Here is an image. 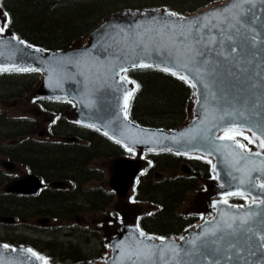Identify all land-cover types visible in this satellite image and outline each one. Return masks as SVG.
I'll return each mask as SVG.
<instances>
[{
	"label": "water",
	"instance_id": "obj_1",
	"mask_svg": "<svg viewBox=\"0 0 264 264\" xmlns=\"http://www.w3.org/2000/svg\"><path fill=\"white\" fill-rule=\"evenodd\" d=\"M170 13L162 8L113 13L61 50L27 44L5 29L0 33V66L38 69L40 77L27 90L30 99H70L75 104L70 118L129 147L194 153L211 161L213 177L198 200L199 222L177 237L158 239L141 236L135 221L125 218L103 227L106 233L110 229L105 236L108 254L81 264H264V0H218L193 13ZM109 40L104 49L103 41ZM140 64L188 78V119L180 126L149 127L125 119L124 96L132 86L121 79V69L147 68ZM232 124L258 149L216 139ZM1 166L12 171L15 164L2 160ZM139 167V160L112 161L108 184L119 197ZM41 187L40 179L28 173L9 181L4 191L30 195ZM228 193H242L249 200L240 206L224 203ZM2 220L12 223L14 218ZM229 223L232 228L226 227ZM27 250L0 244V264H43Z\"/></svg>",
	"mask_w": 264,
	"mask_h": 264
},
{
	"label": "trees",
	"instance_id": "obj_2",
	"mask_svg": "<svg viewBox=\"0 0 264 264\" xmlns=\"http://www.w3.org/2000/svg\"><path fill=\"white\" fill-rule=\"evenodd\" d=\"M213 1L216 0H0V5L6 13V25L14 34L28 43L46 50H52L72 45L106 16L124 9L166 8L177 14H184L183 10L176 9L178 4L183 7L194 5L188 9L192 12ZM127 74L135 84V91L129 107L132 119L143 123L145 120L146 122L147 120L155 122L165 118L180 121L186 117L190 88L179 76L153 68L133 70ZM31 84H27V86ZM134 100L136 101L133 106ZM63 124L67 127H75L65 121ZM174 124H176L175 121L167 125ZM0 125L11 127V129L9 128L11 138L7 143L3 137L5 135L0 134V155L17 164L27 165L26 167L30 172L41 176L43 175L40 167L42 168L47 163L45 171H48L46 175L50 178L62 179L64 177L63 173L50 168L61 165L77 172L81 176V180L85 181L90 178L100 180L103 172L90 168L88 166L90 162L98 157L112 158L122 154V151L115 146L112 140L102 135L98 130L91 128H88L89 131L86 135L80 136L84 140H82L83 143H79L63 140L66 137L65 133L59 135L60 139H54L55 141L34 137L30 127L27 128V126H33L29 119L9 118L5 116L4 112H0ZM20 125L26 126L20 127ZM236 136L247 145H251V142L244 135ZM105 147L110 148V151L102 152L99 150ZM157 159L162 160V164L171 166L173 169L181 167L182 163L192 170L197 168L202 177L208 175V164L200 161V158H198L199 161L192 162L170 152L161 153L159 157L153 159L154 166L149 172V169L147 170L146 181L136 187L133 198L138 201L143 200L146 204H153V197L160 195L158 208L160 211L166 210L167 218L171 219L174 217L172 212H175L178 206L183 203L185 193L191 191L189 186L191 185L192 189L199 191L202 189V184H198L196 177H192L191 174L176 177L172 175L166 180H150V175H153L154 168L159 162ZM35 167L38 168V172L32 170ZM2 182L3 179H1V184ZM83 193L84 198L92 200L96 198L97 201L102 197L100 195L107 196V199L115 197L113 191H108L99 186L94 190L88 188ZM27 198L23 195L15 196L0 192V212H7L9 208L6 205L11 203L21 205L24 209H28V204H30L32 207L34 206V216L38 217L51 213L53 206L64 200L60 194L53 193L37 194ZM232 198L234 200L230 201L234 203L241 202L238 197ZM52 201L55 203L50 206L52 209L47 208L49 202ZM155 207L157 208V205ZM181 216L183 221L178 220L181 225L178 229L185 224L194 223L199 218L197 213L182 214ZM167 218L163 217L159 220L154 218L152 214L147 217L152 229L155 230L154 233L160 236L177 233L173 232L171 223L166 221ZM77 258L82 259L78 256Z\"/></svg>",
	"mask_w": 264,
	"mask_h": 264
},
{
	"label": "rangeland",
	"instance_id": "obj_3",
	"mask_svg": "<svg viewBox=\"0 0 264 264\" xmlns=\"http://www.w3.org/2000/svg\"><path fill=\"white\" fill-rule=\"evenodd\" d=\"M194 5H189L186 7L180 6L179 4L177 5L176 9L177 10H183L184 14L186 13H191L188 9ZM186 8V9H185ZM185 9V10H184ZM193 13V11H192ZM40 75V72L37 70L34 71H9V72H0V112H4L5 116L9 118H27L30 121V124H33V126H27V128L30 127V130L33 133L34 137H44L45 140H52V139H60L58 136L62 135V133L66 134V137H71L75 136L77 133L86 135L87 131H83L82 129H78L77 125L70 123L69 121H65L67 116V113L69 109H73L72 103L70 102H64V101H56V100H42V101H35V100H30L28 96L27 90L32 87L36 80H38ZM31 85L27 86V84ZM22 88V89H21ZM191 97V95H190ZM136 100L133 101V106ZM132 106V107H133ZM59 115V120L56 123V125H52L54 118ZM188 119V114L183 120L176 121V120H171L165 118L164 120H159L155 122H149V120H145L143 122L147 126H156V127H177V125H180L184 123ZM71 120V119H70ZM67 122L69 124H72L75 126L74 128L72 127H67V125H64L63 122ZM176 122L174 125H167L173 122ZM26 126V125H20V127ZM11 127L8 125H0V134H4L3 136L5 138V142L7 143L9 139L11 138L10 132H11ZM67 128V129H66ZM172 129V128H171ZM85 132V133H83ZM6 133V134H5ZM41 134V136L39 135ZM63 138V140L65 139ZM84 140V138L82 139ZM116 146V145H115ZM254 148L258 149L257 143ZM110 148L105 147V148H100L99 150L102 152L105 151H110ZM157 156V155H156ZM116 157V156H115ZM4 157L0 155V170L1 173H4L6 170L1 166V161ZM114 158V156L112 157ZM111 157H104V158H97L93 159L90 164L88 165L90 168L101 170L103 169L105 172L102 175V178L100 180L95 179V183L101 187H104L105 189L108 188L106 185V179L108 176V168L111 165ZM159 162L156 166L155 171L153 175H150V180L156 181V180H166L170 176H182L185 175V170H183V167L185 165H182L181 167H177L173 169L171 166L162 164L163 162L160 159H157ZM33 164V163H31ZM38 164V163H37ZM43 165V164H40ZM47 163L43 165V167H40V171L46 175L48 171H45ZM142 165V163H141ZM31 166V165H30ZM33 166V165H32ZM187 167V166H186ZM52 170L61 172L63 173L64 178H70L71 180L75 181V186L73 189L74 194L76 192L80 195L84 194L83 191H86L88 187H91L93 185V179L90 178L87 181L81 180V176L77 174L74 170H71L70 168L67 167H62L61 165L53 166L50 167ZM189 168V167H188ZM70 169V170H69ZM191 173L195 175L196 180L198 181V184L204 183V181L201 179V173L199 172V169L195 168L192 170L189 168ZM34 172H38V168L35 167L32 169ZM68 170V171H67ZM45 171V172H44ZM189 171V170H188ZM16 173L17 175H23L27 173V168L24 166V164H19L16 165V169L12 173ZM53 172V171H51ZM11 174V173H10ZM211 174V172H210ZM74 177V179H73ZM50 178V176L48 177ZM53 178V177H52ZM210 178H208L209 180ZM146 181V177L142 180V183ZM154 184V183H152ZM190 187V192L187 191L184 195V201L183 203L178 206L177 210L175 212L173 211L172 216L173 218L169 219L167 218V212L166 210L160 211L158 208V204L160 203V195L159 196H154L153 197V204L152 203H144L143 200L138 201L136 204H132V210H136L138 212V215L143 213L146 215V213L150 212L154 216V218H167V222L171 223V227L173 232L181 233L185 228L191 226L190 224H185L183 225L182 228L178 229L181 225L178 223V220L183 221V217L181 216L182 214H191L193 213L194 210L199 209L198 205V200L200 195H204V192L206 188L202 189L201 191H196ZM107 190V189H106ZM130 193L129 190L126 191V196L123 197H113L112 198V204L110 208H113L114 212H120L123 215L125 213H129L130 210H128L127 207H125V203H132L128 199V194ZM201 195V196H202ZM142 198V197H140ZM249 200V199H248ZM54 201L49 202L47 208L52 209L50 206H53ZM56 206H53V211H57L58 209H62L64 202H59L58 204H55ZM157 205V208L155 207ZM9 209H20L22 211L28 210V212L31 213H26L28 214L27 217L31 218V215H34V206L28 204V209H24L21 205H14L13 203L6 205ZM155 212V213H154ZM96 219L100 218V215H94ZM35 217V216H34ZM88 215H85V218H87ZM127 221L130 220L132 221L133 216H126ZM159 219V220H160ZM123 220V218H122ZM54 223L60 224L58 220L54 221ZM93 221L91 223H85V222H80L78 224V227H81L82 225L84 226L86 224L85 228L86 230H92L94 228L93 226ZM143 225L147 228L155 232L154 229H152L150 222L148 219H145ZM22 225H18L17 227H12L11 224L9 223H2L0 225V240H10L12 241L9 244H13L17 246H26L23 241L25 240L24 238H31L33 240L38 241L40 244H46L44 245L45 247H48L46 251L50 253H55V259H52L50 262L51 264H81L83 262L87 261H92V260H99L100 257L106 253V247H105V236L107 237V234L109 230L100 232L97 230L96 236L92 237L91 235H84L81 236L78 234L77 228H65V227H58L56 228V231L54 232L53 229H43V230H37V231H30L28 227H21ZM171 229V228H170ZM178 229V230H177ZM74 233L72 236H68V234ZM168 233V232H167ZM168 235H171V233H168ZM14 236L17 238L15 239ZM12 239V240H11ZM14 242V243H13ZM73 242V243H71ZM2 244H8V242H3L0 241ZM50 243L55 244V248L50 249ZM79 243V244H78ZM65 252H70L69 254H66L65 260H61V256L64 255ZM63 253V254H61ZM70 254H72V257L75 255H88L87 257L89 258L88 260H81L79 262H76L74 258L70 257ZM97 257H96V256ZM99 255V256H98Z\"/></svg>",
	"mask_w": 264,
	"mask_h": 264
},
{
	"label": "flooded vegetation",
	"instance_id": "obj_4",
	"mask_svg": "<svg viewBox=\"0 0 264 264\" xmlns=\"http://www.w3.org/2000/svg\"><path fill=\"white\" fill-rule=\"evenodd\" d=\"M3 157H4L3 159H7L5 156ZM186 159L192 162L193 161L197 162V160L192 159V157H189ZM42 175L43 176H41V179L43 181V187L39 189L40 191L37 194H40V195H44L48 193L60 194L62 198H64L63 202L65 205L62 206L63 208L55 211L56 215H55V212L50 211L51 213L43 214L38 217H34V215H31V218L27 217L28 214L26 213H31V212H28V210L22 211L16 208L15 209L10 208L7 212H4V213L0 212V225L4 223L2 221V218L12 217L14 218V221L11 223V226L14 228L17 227L18 225L19 226L22 225L21 227H28L30 231H37V230H43V229L48 230L51 228L55 232L56 228L58 227H65L67 229L75 227V229L77 228L79 235L84 236L88 234L94 237L97 234V230L99 231L104 224H110L111 222L119 218L114 215L113 208H110L112 204V199H107V196L104 197L103 195H100L102 197L98 201L96 200V198L95 200L87 199V198H84L83 195L78 194L77 192L76 194H74L73 192V189L75 186L74 180L72 182L70 178H63L62 180H64L65 182L64 184H62L61 186L60 185L54 186L53 181H55V179L48 178L49 176L47 177L43 173ZM15 176H17L15 172L12 173L10 171H5L4 173H1V170H0V192H3L5 194H11V193L5 192L4 188H5V185L9 181L15 179ZM1 179H3L2 184H1ZM92 181H93V185L91 187H88L90 190L92 189L94 190L98 187L95 183V179H93ZM15 196H20V195H15ZM24 196L28 197L27 199L32 197L31 195H24ZM86 214L88 215L87 218H85ZM97 214L101 216L98 219H96V217L94 216ZM41 218H43V221H40ZM56 220H58L61 223L60 224L54 223V221ZM82 221L85 222L86 224L91 223L93 221L94 228L92 230H86L85 228H83L86 226V224L84 226L82 225L81 227H78V224ZM72 235H74V233L70 234L69 232L68 236H72ZM14 238L16 239L17 237L14 236ZM24 239L25 240L23 242L26 243L24 245L34 250L35 252L39 253L42 257L46 258L48 263H51L50 261L52 259H55V256H56L55 253H50L46 251L48 247H45L44 245H46L47 243L43 245V244H40L38 241L33 240L31 238H24ZM0 241L8 242V243L12 242L7 239L0 240ZM55 247L56 246L54 243H50V249L55 248ZM67 253L69 254L70 252H65L64 255L60 257L61 260L68 259L65 257ZM77 256L82 259H78ZM87 256L88 255L81 254V255H75L74 257H72V254H70V257H72V259L74 258L76 262H79L81 260L88 258ZM63 264H67V263H63Z\"/></svg>",
	"mask_w": 264,
	"mask_h": 264
},
{
	"label": "snow or ice",
	"instance_id": "obj_5",
	"mask_svg": "<svg viewBox=\"0 0 264 264\" xmlns=\"http://www.w3.org/2000/svg\"><path fill=\"white\" fill-rule=\"evenodd\" d=\"M243 2L251 3V0H243ZM170 15L174 16V15H177V14L176 13H170ZM2 32H4V27L0 26V33H2ZM21 43H23V41H21ZM132 66L136 67L137 65L133 64ZM139 67H151V65L140 64ZM9 70L34 71L35 69H29V68H7V67L0 66V72L9 71ZM163 70L164 71H170V69H168V68H164ZM121 71L122 72H126L127 69L126 68H122ZM172 74L176 75L175 72H173ZM179 78L182 79V80H185V81H187V79H188L186 76H180ZM121 79L127 80V77H122ZM133 83H134V81H133ZM137 87H139V85H137ZM132 96H133V92H131V91L126 92L125 96H124L123 111H124L125 119H127V116H128L129 101L131 100ZM226 115H230V113H226ZM240 115H243V113H240ZM239 127H240L239 125H235V124H232V125L226 127L224 129V135L221 136V137H217L216 139H220V140H225V139H227V140H235V136L236 135H243L242 131H237V129ZM105 135H107V133H105ZM253 135H255V133H253ZM245 138L248 139V137H245ZM205 139H209V142H211L210 138L205 137ZM117 142L119 143V141H117ZM236 143L238 144V146L241 149L245 148V145L242 144V143H239V141H236ZM261 147H264V140L261 141ZM177 154H180V153H177ZM241 183H243V181H241ZM260 187L264 188V184H261ZM228 195H242V193H228ZM224 203H227V200H225ZM243 222L244 221H242V223ZM226 227L227 228H232V224H230V223L226 224ZM212 234L214 235L215 232H213ZM140 235L141 236H145V233L143 231H141ZM160 239H163V238L161 237ZM261 240H264V235L261 236ZM4 247H8V245H4ZM27 251L32 252V249H28ZM32 254L34 256H37V258L40 259L41 261H43V264H47L46 258L38 256L35 252H32ZM144 256H145L146 259L150 258V252H145Z\"/></svg>",
	"mask_w": 264,
	"mask_h": 264
},
{
	"label": "bare ground",
	"instance_id": "obj_6",
	"mask_svg": "<svg viewBox=\"0 0 264 264\" xmlns=\"http://www.w3.org/2000/svg\"><path fill=\"white\" fill-rule=\"evenodd\" d=\"M111 42H112L111 40L106 41V42L103 41V48H104V49H108V48L110 47ZM201 78H202V77H201ZM87 110H88V109H87ZM69 170H70V169H69ZM71 170H72V169H71ZM67 171H68V170H67ZM107 254H108V253H107ZM107 254H106V255H107ZM106 255H105V256H106Z\"/></svg>",
	"mask_w": 264,
	"mask_h": 264
}]
</instances>
